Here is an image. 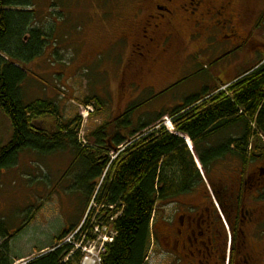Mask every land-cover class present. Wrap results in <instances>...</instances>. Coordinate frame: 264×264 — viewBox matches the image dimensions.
<instances>
[{"label":"trees","instance_id":"obj_1","mask_svg":"<svg viewBox=\"0 0 264 264\" xmlns=\"http://www.w3.org/2000/svg\"><path fill=\"white\" fill-rule=\"evenodd\" d=\"M120 2L125 1L110 0L107 5L113 9ZM50 33L38 21L33 0H0V111L13 130L11 141L0 147V177L17 166L26 151L39 155L69 152L71 170L82 174L74 192L82 195L85 209L91 200L98 209L92 214L84 211L80 223L64 230L55 247L43 255L40 252L30 264H80V252L64 262L73 247L59 245L78 227H82L81 234L91 238L94 217L97 224H107L116 232L113 243L106 247L103 264H147L161 201L203 183L195 155L206 170L221 157L217 151L225 155L234 148L247 154L252 142H264V60L221 87H203L163 114H146L135 121L136 114L154 99L134 103L114 122L113 129L106 123L90 132L85 146L79 141L81 117L63 120L56 102L25 100V68L46 52ZM85 104H93L98 113L107 108L94 96L87 97ZM166 116H170L179 136L165 127L156 129ZM48 119L53 124L46 128ZM186 138L194 145V154ZM23 230L12 233L0 218V264L16 263L10 244Z\"/></svg>","mask_w":264,"mask_h":264},{"label":"rangeland","instance_id":"obj_2","mask_svg":"<svg viewBox=\"0 0 264 264\" xmlns=\"http://www.w3.org/2000/svg\"><path fill=\"white\" fill-rule=\"evenodd\" d=\"M108 1L33 0L37 19L51 30V37L46 52L25 68L28 75L23 85L25 100L56 102L63 120L81 117L79 141L82 145L89 144L87 135L100 126L109 123V129H113L114 122L134 103L154 99L136 114L135 121L146 114H163L182 104L186 97L199 93L203 87H221L264 60V12L259 9L264 8V0H254L258 10L251 19L252 25L247 21L239 26L241 34L249 38V45L244 51L236 50L239 54L236 61L240 65L237 68L211 66L212 59L207 53L194 55L204 44L197 42L189 46L186 54H155L157 60L153 65L139 72L132 71L126 77L123 73L125 63L132 55V43L140 34L137 24L143 16L135 17L140 15L138 0H124L113 9L107 5ZM177 29L187 38L189 28L178 24ZM215 36L214 43L218 46L222 38L218 32ZM179 81L178 86L168 90ZM128 83L134 85L130 87ZM93 96L101 98L107 108L98 113L93 104L86 105L87 97ZM47 123L44 127H50L53 120L48 119ZM155 127H165L169 133L178 135L170 116L163 117ZM12 136L11 123L0 111V147L6 146ZM187 142L188 148L194 151L192 142ZM195 161L205 179L200 162ZM72 162L69 152L39 155L26 151L21 154L17 166L0 177V218L9 224L12 233L24 229L10 244L11 255L17 262L51 250L64 230L81 222L84 211L92 214L97 209L93 200L85 209L82 195L74 192L82 174L71 170ZM159 210L160 204L153 223L157 234ZM79 228L70 233L61 246L72 245V252H81L83 258L82 249L77 248L81 244L77 239L81 234ZM68 239H72L71 243L66 242ZM154 252L151 248L149 264H158Z\"/></svg>","mask_w":264,"mask_h":264},{"label":"flooded vegetation","instance_id":"obj_3","mask_svg":"<svg viewBox=\"0 0 264 264\" xmlns=\"http://www.w3.org/2000/svg\"><path fill=\"white\" fill-rule=\"evenodd\" d=\"M138 4L140 15L135 17H143L125 63L126 77L153 65L155 54H186L197 42L204 44L194 55L207 53L211 66L237 68L236 50L249 45L239 26L247 21L252 25L258 10L254 0H138ZM178 24L190 29L187 38ZM217 32L222 38L218 46ZM217 152L221 157L206 170L200 163L205 179L198 188L161 201L160 228L152 247L158 264H264V142H252L247 154L234 148L225 155Z\"/></svg>","mask_w":264,"mask_h":264},{"label":"built area","instance_id":"obj_4","mask_svg":"<svg viewBox=\"0 0 264 264\" xmlns=\"http://www.w3.org/2000/svg\"><path fill=\"white\" fill-rule=\"evenodd\" d=\"M94 234L98 236L96 241L93 242H81L77 245L78 249L83 251V259L81 264H103V255L106 252L105 245L107 240H114V234L109 232L108 227L103 226L102 228L97 224L93 229ZM87 235L83 236L85 240ZM72 239H68L66 242L71 243ZM85 253H87L85 255ZM85 255V256H84ZM20 264H28L23 262Z\"/></svg>","mask_w":264,"mask_h":264},{"label":"bare ground","instance_id":"obj_5","mask_svg":"<svg viewBox=\"0 0 264 264\" xmlns=\"http://www.w3.org/2000/svg\"><path fill=\"white\" fill-rule=\"evenodd\" d=\"M89 210H90V209H89ZM84 223H85V222H84ZM82 225H83V224H82ZM95 225L97 226L96 217L93 218V223H92V226H93V227H92V234H91L92 237L90 238V237L87 236V238H86L85 240H84L83 238H81V242L88 243V242H93V241H96V240H97L98 236L95 235L94 232H93V231H94L93 229H94ZM98 225H99L101 228L103 227L100 223H99ZM81 228H82V227H81ZM79 229H80V228H79ZM108 229H110V227H108ZM109 232H110V230H109ZM111 232L114 234V236H116V234H115L116 232H114L113 230H111ZM86 235H87V234H86ZM80 237H81V236H80ZM113 241H114V240H112V241H111V240H107V241H106V245H105V249H106L107 245L112 244ZM72 257H73V256H72ZM64 262H67V261L65 260Z\"/></svg>","mask_w":264,"mask_h":264},{"label":"crops","instance_id":"obj_6","mask_svg":"<svg viewBox=\"0 0 264 264\" xmlns=\"http://www.w3.org/2000/svg\"><path fill=\"white\" fill-rule=\"evenodd\" d=\"M22 259V258H21Z\"/></svg>","mask_w":264,"mask_h":264}]
</instances>
